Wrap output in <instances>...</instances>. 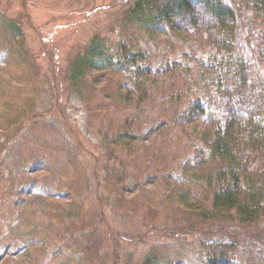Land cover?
Returning <instances> with one entry per match:
<instances>
[{"label":"rangeland","instance_id":"obj_1","mask_svg":"<svg viewBox=\"0 0 264 264\" xmlns=\"http://www.w3.org/2000/svg\"><path fill=\"white\" fill-rule=\"evenodd\" d=\"M130 1L0 0V264H79L81 256L69 240L71 225L57 219L74 202L82 227H93L117 241L111 248L112 260L167 244V238L172 242L170 254L184 243L185 264L212 239L238 244L242 253L250 250L248 257L264 255V212L253 224L238 223V234L233 226L227 228L236 215L230 211L227 220L208 225L204 237H198L201 241L187 225L196 220L204 191L195 168L186 166L196 151L185 149V133L176 121H165L171 109L158 111L159 102H152L151 92L161 91L164 77L151 89L155 78H144L147 92L139 94L143 101L131 92L130 84L137 78L111 77L95 68L75 78V64L86 56L94 38L113 48L121 43ZM240 6L245 8L247 0ZM249 16L246 10L240 38L244 47L250 36ZM142 35L141 48L151 59L140 66L169 63L166 81L192 85L191 78L181 81L178 69L171 67L187 58L189 45L181 48V42L158 31ZM212 54L206 51L203 56ZM197 65L189 61L190 69ZM116 92L118 98L110 100L108 94ZM161 114L164 120L157 118ZM168 122L172 126L168 131L151 130ZM123 126L129 128L126 133H137L134 140L121 141ZM34 138L69 145L79 167L66 164L63 174L51 175L53 185L41 188L49 176L27 164L31 152L27 143L31 146ZM129 171L140 176L128 175Z\"/></svg>","mask_w":264,"mask_h":264},{"label":"trees","instance_id":"obj_2","mask_svg":"<svg viewBox=\"0 0 264 264\" xmlns=\"http://www.w3.org/2000/svg\"><path fill=\"white\" fill-rule=\"evenodd\" d=\"M241 1L131 0L127 17L121 24V43L113 48L98 37L94 38L86 56H80L74 67L77 79L83 78L91 68L105 70L111 77L137 78L131 82L130 88L142 101L144 99L139 94L147 92L142 87L143 83L146 84L144 78H155L151 89L159 84L157 79L164 77L161 91L151 92L152 102H159L158 111L166 106L171 111L164 115L165 118L162 114L152 118L176 121L175 126L181 129L182 135L185 133V149L196 151L186 166L195 168V176L202 182L200 189L204 194L196 220L187 225L195 229L199 241L208 231L209 224L227 220L230 211H235L236 215L227 228L233 226L238 234L241 232L238 223L253 224L257 222L258 214L264 212V0H247L245 8L240 6ZM246 10L250 12L247 18L250 36L244 47L240 38L242 25L245 27ZM144 31L161 32L173 42H181V48L182 44L189 45L187 58L182 63L174 61L171 67L174 72L178 69L181 81L191 78L192 85L183 81L173 85L166 81L171 69L169 63L156 68L140 66L141 62L151 59L148 50L141 48ZM206 51L213 52L210 58L203 56ZM190 60L198 63L195 70L190 69ZM177 73L172 76L177 77ZM109 94L112 101L118 98V92ZM169 123L151 130L168 127V131L172 127ZM123 128L125 131L119 135L121 141H125L124 137L134 140L137 133L131 135L126 133L127 126ZM104 134L105 137L110 135ZM38 136L45 137L46 134ZM32 142L31 146L26 144L31 149L26 155L27 164L49 176V180L42 181L41 188L53 185L51 175L63 174L66 164L79 167L69 145L52 139L34 138ZM62 153L66 154L62 156ZM195 162L197 164L191 166L190 163ZM71 173L77 174L75 171ZM128 175L139 177L140 173L129 171ZM74 203L57 219L68 220L71 225L69 240L72 250L81 256L79 264L187 262L184 243L180 242L176 246L178 251L173 250L174 253L170 254L169 244L172 242L168 238L167 244L159 243L142 253L128 254L126 260H112L111 248L116 247L117 241L103 236L93 227H82L78 222L80 208ZM107 208H103L104 214H107ZM182 234L192 233L183 231ZM202 244L196 258L190 259L189 264H230L231 261L234 264H264V255L248 257L250 250L242 253L236 249L238 244H229L225 239H212Z\"/></svg>","mask_w":264,"mask_h":264}]
</instances>
